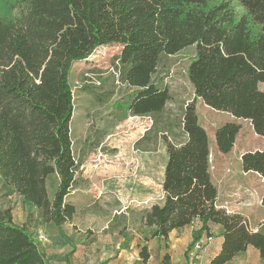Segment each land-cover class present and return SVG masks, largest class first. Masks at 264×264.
I'll use <instances>...</instances> for the list:
<instances>
[{
	"label": "trees",
	"instance_id": "obj_1",
	"mask_svg": "<svg viewBox=\"0 0 264 264\" xmlns=\"http://www.w3.org/2000/svg\"><path fill=\"white\" fill-rule=\"evenodd\" d=\"M109 45L122 47L117 69L134 90L131 116L156 118L165 111L170 90L154 81L162 57L195 47L188 69L195 100L250 121L264 136V0H0V180L40 221L60 230L76 215L66 199L83 172L73 154L70 74L75 63ZM182 128L184 142L167 145L164 204L143 211L144 225L164 242L174 230L199 225L191 248L213 238L211 226L220 225L223 244L210 264H228L250 247L264 260V225L254 232L247 219L218 205L209 135L195 101L184 110ZM241 129L230 122L216 131L220 153L233 150ZM241 160L244 172L264 181V151ZM51 176L59 181L53 200ZM140 256L148 264L147 247ZM0 264H51L10 210L0 212Z\"/></svg>",
	"mask_w": 264,
	"mask_h": 264
},
{
	"label": "rangeland",
	"instance_id": "obj_2",
	"mask_svg": "<svg viewBox=\"0 0 264 264\" xmlns=\"http://www.w3.org/2000/svg\"><path fill=\"white\" fill-rule=\"evenodd\" d=\"M121 51L119 45L99 47L89 59L75 63L70 74L74 95L73 154L84 168L79 184L87 189L89 207L84 209L80 205L77 219L60 230L54 223L40 221L39 212L18 195L9 194L0 180V212L10 210L17 225L29 228L51 264H66L65 256L73 248H79L81 252V260H73L74 264H121L120 233L127 232L130 227L132 231L141 229L135 222L136 210L164 204L162 182L168 161L167 145L168 142L180 144L186 139L182 116L186 106L193 101L199 122L209 135L210 170L225 204L234 207L247 202V193L257 180L254 179L257 175L247 177L243 174L241 158L248 152L264 151V136L255 133L250 121L236 119L208 107L201 99L195 100L188 74L195 58V47L162 57L154 81L161 87H168L171 100L156 118L131 116L127 110L134 90L120 81L117 58ZM260 90L264 91V84H260ZM230 122L241 125L242 129L233 150L222 154L217 148L215 134ZM47 183L49 198L53 200L59 185L57 176H51ZM114 187L118 189L116 193ZM135 187L137 196L131 194ZM148 193L150 195L143 197ZM72 198L75 197H67L66 202ZM114 198L118 204H111L106 209L104 202ZM178 233L183 241L189 236L188 245L191 244L188 230ZM40 236L47 241H40ZM150 237L153 238L151 234ZM128 238H131L128 242L133 259L137 256L132 250L140 247L142 239L135 243V238ZM188 249L185 264H196L200 259H196L191 245ZM168 251H171L168 241L160 245L155 240L151 263L166 264ZM183 251L181 245L174 249L178 264H181Z\"/></svg>",
	"mask_w": 264,
	"mask_h": 264
},
{
	"label": "crops",
	"instance_id": "obj_3",
	"mask_svg": "<svg viewBox=\"0 0 264 264\" xmlns=\"http://www.w3.org/2000/svg\"><path fill=\"white\" fill-rule=\"evenodd\" d=\"M241 169L243 170L242 160H241ZM82 170L84 171V168H82ZM243 174L247 175V177H249L248 175H250V174L257 175V176H254V179H257V180L254 181V184H252V188L247 193V197H248L247 202H245V203L243 202L240 205L237 204L234 207L233 206L228 207L229 205L225 204V200L222 198V196L218 192V205H219V207L226 209L229 214H239V215L243 216L245 219L248 220V223L250 225L251 230H253L254 232H257L264 225V207L262 204L263 197H264V181H263L262 177L257 173L244 172L243 171ZM163 180H164V178H163ZM212 180H213V177H212ZM162 184H163V182H162ZM108 189H110V188H108ZM117 190L118 189L116 187H114L113 191L115 192ZM162 190H163V187H162ZM137 191L138 190L136 187L132 188L131 194L137 196L138 195ZM126 194H128V193H126ZM148 195H150V193L144 194L143 197H146ZM72 196L75 198L70 199L69 202L76 207V215H75L74 220H73V221H75V219H77V216L79 215V209H80L79 206L81 205L82 208L84 207V209L88 208L89 203H90V199L88 197L87 189L81 187L80 184L78 185V188L75 189L72 192V194H70L69 197H72ZM235 200H237V198ZM111 204L114 206V205H117L118 202L115 198L111 202H108V201L104 202L106 209H109L110 208L109 206H111ZM150 208L151 207L140 208V209L136 210V212H135V216H136L135 222H137L136 224L138 226H140L141 229H137V231H134V230L132 231V229L130 227L127 230V232H131V233H129V235L127 234V232H121L120 233L118 248L120 249L119 259L121 260V264H139V263L144 264L142 262L141 256H140L142 248L143 247L148 248V251L151 255V257H150V260H151L152 259L151 249H152L153 242L155 240H157L160 245L164 242V241L158 240L157 238H151L150 237V230L143 223V215H142L143 211H145L146 209H150ZM125 214L127 215V213H125ZM73 221L71 223H73ZM199 228H200L199 225L188 226V227L183 228V229L174 230L170 234V237L168 239V244L170 243V245H171V251L170 252L168 251L170 253V254L168 253V255L170 257L169 264H175L176 263L175 262L174 249H176L178 245H181V247H184L181 264H185V260H186V258H188V250H189L188 246L190 248V245H192L194 232ZM184 229L188 230L190 233V238H191V244L190 245H188L189 236L187 237V239L185 241H183L182 238H179L180 234L178 232L182 231ZM223 232H224V229L222 226H220V225L211 226V233L213 235V241L210 244H208L205 247V249L201 252V255L199 258L200 260L196 264H210L211 261L220 253L221 247L223 244V237H222ZM129 236L132 238H135L134 239L135 243L138 241V239H142V242L140 241V243H139L140 247L137 246L136 249L132 250L133 253L136 252L135 254L137 256L136 258L134 257L133 259L130 258V256H131L130 249H132V248L129 249L130 242H128V241H129V239H131V238H128ZM71 255H73L72 261H70ZM73 260H79V261L81 260V252H79V248H76V249L73 248L72 252L68 253L65 256L66 264H74ZM176 264H178V263H176ZM228 264H264V260H262V258L260 256V252L257 249L250 247L246 252L237 256Z\"/></svg>",
	"mask_w": 264,
	"mask_h": 264
},
{
	"label": "built area",
	"instance_id": "obj_4",
	"mask_svg": "<svg viewBox=\"0 0 264 264\" xmlns=\"http://www.w3.org/2000/svg\"><path fill=\"white\" fill-rule=\"evenodd\" d=\"M40 241H47V238L40 236ZM213 241L211 237H202L195 245L194 252L197 254L196 259L200 258V253L205 249V247ZM148 264H152L151 261Z\"/></svg>",
	"mask_w": 264,
	"mask_h": 264
}]
</instances>
